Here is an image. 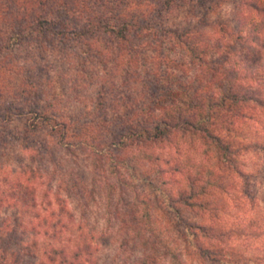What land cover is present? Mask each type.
<instances>
[{
    "label": "trees",
    "instance_id": "obj_1",
    "mask_svg": "<svg viewBox=\"0 0 264 264\" xmlns=\"http://www.w3.org/2000/svg\"><path fill=\"white\" fill-rule=\"evenodd\" d=\"M231 1L0 0V119L40 116L43 124L62 131L54 143L66 150L75 146L65 141L70 133V138H80L84 130L93 129L94 135L81 148L96 164L105 163L121 192L132 189L134 182L144 189L134 187V200L122 215L120 230L122 246L136 242L145 248L135 264H162L166 258L171 264H237L234 251L223 247L228 232L213 233L189 222L185 214L213 220L225 177L245 175L237 145L225 137L238 138L247 119L264 105L262 91L244 83L254 79L256 71L240 73L234 67L243 63L235 56L237 48L264 51V0H237L233 27L219 17L209 27L206 19L193 24L174 23L168 17L189 4L214 14ZM98 44H103V53L125 65L124 83L139 84V101L128 97L120 105L122 114L112 118L100 114L80 127L74 116L42 113L45 73L38 56L52 48L63 56L79 57L80 69ZM177 47L189 65L170 57L168 50ZM21 75L24 80L13 90L12 79ZM113 82L101 83L97 96L102 98L108 86L113 89ZM136 102L139 106L133 107ZM6 143L0 134V146ZM25 144L20 145L24 151L31 150ZM166 149L171 153L164 157L161 150ZM13 187L3 201L27 204L34 199L29 186L19 182ZM49 228L54 234L48 229L45 235L55 242L45 248L46 260L36 264H91L90 244L79 242L70 250L59 245L56 238L62 231L55 232L57 224ZM19 255L2 246L0 264H23Z\"/></svg>",
    "mask_w": 264,
    "mask_h": 264
},
{
    "label": "rangeland",
    "instance_id": "obj_2",
    "mask_svg": "<svg viewBox=\"0 0 264 264\" xmlns=\"http://www.w3.org/2000/svg\"><path fill=\"white\" fill-rule=\"evenodd\" d=\"M236 3L237 0H232L214 14H207L196 5L189 4L174 9L168 17L174 23L197 24L206 19L208 27L219 17L233 27L238 11ZM102 47L103 44L93 46L89 50V62L80 69L77 64L79 57H66L52 48L44 51L42 58L38 56L37 62L45 73L44 80H41L42 113L53 111L74 116L80 120L77 124L80 127L79 123L96 120L100 114L110 118L114 114H122L120 105L127 103L128 97L139 101V84L124 83L125 65L116 63L111 55L103 53ZM168 53L185 66L189 65V59L178 47L168 50ZM235 56L243 62L234 65L240 73L256 71L255 78H248L244 83L262 91L264 97V51L239 47ZM18 62L24 64L21 58ZM34 72L40 75L38 71ZM134 72L138 74L136 70ZM84 74H89V77ZM136 75L133 76L135 81ZM23 80L22 75L14 77L11 81L13 90L18 89ZM108 80L114 81L115 86L113 89H108V86L102 92L104 96L99 98L100 84H107ZM54 94L59 97L55 98ZM137 106L138 102L134 103L133 107ZM253 115V119H247L242 126L238 138L234 135L225 137L237 145L245 175L240 177L230 173L225 177L224 190L219 194L218 211L213 220L195 213L185 214L189 222L205 225L213 233L228 232L223 247L234 251L237 264H264V105ZM39 117L27 114L12 116L5 121L0 119V134L7 141L5 147L0 146V247L17 251L23 264L45 261V248L55 242L49 237L54 234L49 227L57 224L55 232L62 231L56 238L61 241L59 245H66L70 250L76 249L79 242L91 245V264H135L144 255L145 248L136 242L122 246L120 230L122 215L128 213L127 207L134 200V189H144L134 182L132 189L121 192L114 186L115 178L105 163L96 164L81 148V143L92 137L93 129L84 130L80 138H70V133L65 141L75 146L66 150L54 143L60 139L62 131L43 124ZM77 131L72 129L73 133ZM99 133L98 129L96 136ZM24 141L27 142L25 145H31V150L24 151L20 146ZM161 152L167 157L171 149ZM19 182L29 186L34 199L27 204L3 201L14 189L13 185ZM48 229L50 233L47 236ZM136 241L140 243V240ZM171 260L166 258L162 264H171ZM188 264L198 263L188 261Z\"/></svg>",
    "mask_w": 264,
    "mask_h": 264
}]
</instances>
